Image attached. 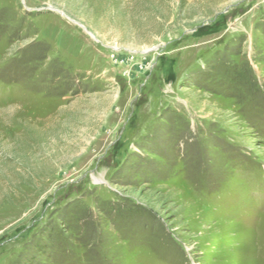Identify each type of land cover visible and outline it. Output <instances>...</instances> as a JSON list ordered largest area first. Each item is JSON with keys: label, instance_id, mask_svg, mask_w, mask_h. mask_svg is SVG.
<instances>
[{"label": "rangeland", "instance_id": "rangeland-1", "mask_svg": "<svg viewBox=\"0 0 264 264\" xmlns=\"http://www.w3.org/2000/svg\"><path fill=\"white\" fill-rule=\"evenodd\" d=\"M0 264H264V0H0Z\"/></svg>", "mask_w": 264, "mask_h": 264}]
</instances>
